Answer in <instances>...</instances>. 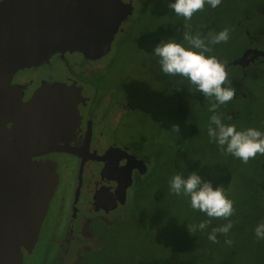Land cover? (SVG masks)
Here are the masks:
<instances>
[{
    "label": "flooded vegetation",
    "instance_id": "af4514ba",
    "mask_svg": "<svg viewBox=\"0 0 264 264\" xmlns=\"http://www.w3.org/2000/svg\"><path fill=\"white\" fill-rule=\"evenodd\" d=\"M63 1L75 6L81 23H87L85 29L79 31L74 40L76 44L84 47L92 42L96 43L100 33L109 34L108 31L112 29L111 21L125 16L120 21L105 54L103 49L80 48L84 52L82 54L69 51L62 46L61 50L51 55L47 63L41 66L50 68V60L56 61L64 70L58 77L40 78L36 81L37 84L32 86V80L19 77V73L25 70L23 69L14 73L8 80V92L21 95L22 103L30 98L41 82L62 84L64 89L68 90L66 95L71 102L76 101L77 118L69 123L72 130L66 137L61 138V142H58L54 149L48 144L40 145L37 152L43 155L32 158L34 161L52 162L57 175V184L45 216L46 218L48 213L50 214L54 228L49 234L43 260L47 261V264H125L122 259L111 263L94 258L97 253L107 250L113 228L138 220L140 204L156 203L165 198L164 187L172 179V174H175V151L164 154L165 146L159 129L147 126L148 122L146 127L154 130L152 134L139 133L133 138L129 130L120 129V125L128 127L135 123L129 114H133L138 109L134 100L139 97L141 91L129 89L124 81H111L102 93L98 88L99 84L92 82V79L97 77L98 81L107 65L110 73L114 58L112 45L119 36L128 34L136 27L141 16L149 14V11L153 19L154 4L157 5L158 10L169 15L172 11L168 8V3L171 2L169 0ZM114 8L118 9L119 15L114 13ZM218 10H223L222 5H218ZM74 18L73 12L72 18L64 19L72 21ZM105 19L108 20L107 31L101 26V20ZM202 24L204 28L200 29H208L205 21ZM245 34L247 35V31ZM255 39L257 41V38ZM257 42L253 43V39L248 40L236 57L226 62L219 60L225 63L230 80V85L225 87L230 86L235 90V96L231 100L233 103L248 101L250 94L247 92L246 84L264 83V40L259 38ZM104 43L105 39L101 44H96ZM210 46L213 50L206 55L216 56L219 45ZM247 50H257L259 54L254 58L252 54H245L241 59ZM69 58L74 60L69 62ZM111 75H114L113 70ZM175 95L177 96L175 102L171 93L168 96V99L173 101V107L166 114L173 120L176 115L181 116L183 121L187 122L184 126L187 131L197 134L199 131L197 129H201V140L206 138L207 123L213 115L211 112L208 113L209 103L206 102V98L199 91L187 92L181 88L176 89ZM194 112L195 115L200 116L195 117ZM217 114H221L222 119L226 121H234L237 116L232 110L218 109ZM163 117L167 120L165 115ZM154 118H160V114L157 113ZM200 121L206 124L199 127ZM10 127L11 124H6L4 135L8 134ZM215 148H218L217 144ZM63 164L73 170V175L64 190L59 173ZM65 171L68 173L67 169ZM149 188L151 192L146 199L143 193ZM42 225L43 223L41 227ZM137 254L138 252L129 253L127 264H131L129 261L133 259V264H136L139 261L136 259ZM105 260H110V257Z\"/></svg>",
    "mask_w": 264,
    "mask_h": 264
},
{
    "label": "rangeland",
    "instance_id": "374dc122",
    "mask_svg": "<svg viewBox=\"0 0 264 264\" xmlns=\"http://www.w3.org/2000/svg\"><path fill=\"white\" fill-rule=\"evenodd\" d=\"M169 1L174 2V0ZM221 2L224 12L211 19L210 25H208L211 29H200L204 28V25L200 23L195 26L196 30L194 31L189 29L192 24L188 20L175 15L174 12L165 15L154 4L153 19H151L149 11V14L141 16L135 28L114 41L112 45L114 58L111 62L110 73L109 65H107L104 68V73L98 75L99 80L97 81V77H95L92 82L99 84L98 88L102 93L111 81H124L129 89L141 91L139 97L134 100L138 109L133 114H129L135 123L128 127L120 125V129L129 130L133 134V138H136L139 133L152 134L153 129L158 128L165 146L164 154L175 151L174 163L176 167L172 177L177 173H183L187 178L189 174L195 172L202 180L210 181L214 189L217 186H222L226 198L233 202L234 214L228 218L232 221L233 227L227 236L217 234L218 243L210 241L208 235L212 229L222 227L228 223V220L209 218L205 213L193 210L189 197L176 196L170 192L169 181L164 187L165 198L156 203L140 204L138 220L113 228V233L109 236L112 238L107 250L97 253L94 260L113 263L122 259L127 264L126 259L129 253L138 252L136 259L141 262L164 261L167 259V255L173 253L172 259L175 264H180L179 262L217 264L222 260L225 264H264L261 254V251H264V239H257L255 231L237 230L236 224L239 215L245 217L246 213L241 210L242 189L240 182L245 180L249 186L252 185L251 181L254 180V175H258L260 164L264 163V155L257 154L255 158L244 164L231 154L222 153L219 147L216 149V143L210 142L207 139L208 136L201 140V129H197V131L199 130L197 134L187 131L184 127L187 122L183 121L181 116L176 115L174 120L169 118L166 112L173 107V101L175 102L177 99L176 89L181 88L187 92L196 91V89L184 78L163 74L159 58L153 54L156 44L168 38H175L177 42L189 49L188 42L182 40L181 33L183 31L190 32L193 36L199 34L207 43L210 33L218 34L228 28L229 39L227 42L217 44L219 50L215 57L224 62L236 57L247 44L244 37L245 29L252 31L258 23H264L263 19H259L257 22L252 14L256 10V6L264 4V0H222ZM207 6L208 4H205V11ZM259 18L264 17L260 15ZM73 60L74 58L68 59L69 62ZM41 66L43 65L38 67ZM32 69L35 68L25 69L19 73V77L32 80V86H35L36 81L40 78H56L64 72L62 65L59 66L54 60H50V68L41 67L35 71ZM112 70L114 75H111ZM246 89L250 94L246 103L229 101L219 106L218 109L221 111L232 110L239 116L234 121L222 119V122L225 125H235L237 131L254 128L264 133V83H248ZM170 93L173 101L168 99ZM205 100L209 103V109L214 98ZM128 104L131 105V103ZM246 109H248L247 112ZM157 113L160 114V118H154ZM193 114L195 117L200 116L195 115V112ZM163 115L167 117V120ZM146 123L153 129L147 128ZM173 124L179 125L180 134L171 132ZM205 124L200 121L199 127ZM208 125L209 123H207ZM65 169L68 170V173ZM59 173L64 190L73 175V170L63 164ZM158 175H160V171H158ZM150 192V188L145 190L143 196H146L147 199ZM205 220L211 222L203 231L197 230L191 233L187 231V226L196 225ZM42 223L34 249L29 255L22 254V264H47L43 258L47 251L46 243L49 234L54 228L49 213ZM226 239L233 241L231 246L225 244ZM109 257L110 260H105ZM133 261L134 259L129 262L133 264Z\"/></svg>",
    "mask_w": 264,
    "mask_h": 264
},
{
    "label": "water",
    "instance_id": "95a60500",
    "mask_svg": "<svg viewBox=\"0 0 264 264\" xmlns=\"http://www.w3.org/2000/svg\"><path fill=\"white\" fill-rule=\"evenodd\" d=\"M73 12L75 18L66 21L64 18H72ZM114 13L119 15L117 8ZM124 16L111 21L109 34L100 33L96 38L99 44L105 39L103 46L92 42L84 47L74 40L87 23H81L70 3L0 1V264H22V252L29 255L33 250L57 175L52 162L32 158L40 155L37 150L42 144L54 149L72 130L69 123L77 118L76 101L71 102L62 84L41 82L22 103L21 95L8 92V80L17 71L47 63L62 46L82 54L80 48L103 49L105 54ZM107 24V19L101 20L106 31ZM245 54L254 58L259 52L247 50L241 59ZM6 124L11 127L4 135Z\"/></svg>",
    "mask_w": 264,
    "mask_h": 264
},
{
    "label": "clouds",
    "instance_id": "9594fccd",
    "mask_svg": "<svg viewBox=\"0 0 264 264\" xmlns=\"http://www.w3.org/2000/svg\"><path fill=\"white\" fill-rule=\"evenodd\" d=\"M221 0H174L168 3V8L175 15L191 20L197 12L203 11L205 4L216 8ZM186 27V26H185ZM182 40L190 45L186 49L175 38L161 40L153 49V54L159 58L161 71L167 76H179L189 81L196 91L209 100L214 98L210 104L209 112L213 115L209 118L207 134L210 142L218 145L221 152L231 154L247 164L257 154L264 155V133L249 128L237 131L235 125H225L222 122V115L217 114L220 105L231 101L235 96V90L230 86L228 72L225 63L220 62L215 56H206L205 53L212 52L210 45L227 42L229 29L225 28L218 34H209L207 43L199 34L193 36L190 32L181 33ZM196 49L199 51H193ZM230 119V117H227ZM171 132L180 134V127L173 124ZM170 192L176 196L184 195L190 198V206L193 210L205 213L209 218L228 220V223L219 228H213L208 239L218 243L217 234L227 236L233 227L232 221L228 218L234 214L233 202L224 195V188L217 186L215 189L210 181H204L195 172L187 178L183 173H177L170 180ZM210 220H205L196 225L187 226L189 233L197 230L203 231ZM257 239H264V223L255 228ZM233 241L226 239L225 244L231 246Z\"/></svg>",
    "mask_w": 264,
    "mask_h": 264
},
{
    "label": "trees",
    "instance_id": "16d2710c",
    "mask_svg": "<svg viewBox=\"0 0 264 264\" xmlns=\"http://www.w3.org/2000/svg\"><path fill=\"white\" fill-rule=\"evenodd\" d=\"M221 4L222 2L219 5ZM255 8L256 10L252 13L254 18L257 19V22L259 21V19L264 20V18H259L260 15L264 17V4L258 5ZM221 12L224 11H219L218 6L216 8H212L210 5H208L206 11L203 9V11L195 13L192 19L189 20V22L192 24L189 29L193 31L196 30L195 26L200 25V23H203L204 21L207 24V28L211 29L208 27V25H210L209 22L216 16H220ZM245 31L247 30L245 29ZM244 37L246 38V41L253 39V43H258L257 41H259V38L264 40V23H258V25H256L252 31H247V35L244 34ZM255 38H257V41ZM247 110L248 109H246V112ZM238 117V115L235 116V119H237ZM253 179L254 180L251 181L252 185L250 186L245 180L240 182V186L242 189L241 210L242 212L245 211L246 213L245 217H240L241 214L239 215V220H237L236 222L237 230L248 229L253 232L255 231V228L258 224L264 223V163L260 164V170L258 171V175H254ZM252 187H255V189H252ZM261 254L264 258V251H261ZM172 255L173 253L167 255V259L164 261L156 260L154 261V263L152 261H139L136 264H175V262H173ZM179 263L184 264L182 262ZM217 264L225 263L222 260L219 261Z\"/></svg>",
    "mask_w": 264,
    "mask_h": 264
}]
</instances>
